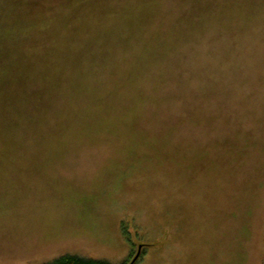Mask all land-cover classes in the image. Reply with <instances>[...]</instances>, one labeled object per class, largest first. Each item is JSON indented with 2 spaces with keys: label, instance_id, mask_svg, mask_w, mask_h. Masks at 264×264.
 Returning a JSON list of instances; mask_svg holds the SVG:
<instances>
[{
  "label": "rangeland",
  "instance_id": "rangeland-1",
  "mask_svg": "<svg viewBox=\"0 0 264 264\" xmlns=\"http://www.w3.org/2000/svg\"><path fill=\"white\" fill-rule=\"evenodd\" d=\"M27 27L0 46L40 78L0 103V264H264V0H0Z\"/></svg>",
  "mask_w": 264,
  "mask_h": 264
},
{
  "label": "trees",
  "instance_id": "trees-1",
  "mask_svg": "<svg viewBox=\"0 0 264 264\" xmlns=\"http://www.w3.org/2000/svg\"><path fill=\"white\" fill-rule=\"evenodd\" d=\"M83 18H84V14H81L79 12L72 17V21H74L73 39L75 38L76 43L80 42L78 40V38H80L79 32L82 31L81 28L84 31H87L86 34L89 31L86 27H81V25H80V21ZM70 20L71 19L68 18L67 15H63L62 17H59V21H62L64 23L63 29H65L69 26V24L71 22ZM31 23H35V24L31 25L30 27H32L34 29L33 32L36 33V36L41 38L39 40V42L36 43V47L34 48V50L37 52V54L38 53L39 54H45V56L49 57L48 55L52 49H53V54H54L56 51H58L62 48L61 46H59L57 44V40L58 41L62 40V38L60 37V34L58 32H56V30H52L49 27L45 26L44 22L41 21V19L32 20ZM55 32H56V34H55ZM17 33H21L19 39L21 38L24 43L25 42L34 43L35 40L32 41L31 39H34L36 37L33 38L29 34L28 27L26 29H23V30H16V29H11V28L5 29L4 28L3 31H0V46L1 45L3 46L5 43H7L6 45H9V43L11 41H14ZM2 34H4V35L2 36ZM3 37H8L10 42H8L9 40L2 39ZM48 40L50 42V45L47 44L45 49L41 50L42 49L41 44L44 41H48ZM33 45L29 46L30 49ZM59 47H61V48H59ZM75 48H76V45H75ZM4 56H5V54L0 55V103L1 102L3 103L4 101L6 102L7 100H9V101L13 100V91L9 93L6 91V88H9V87L13 88L14 85H19V86L24 85L23 84L24 81H26L28 83V81L33 80V82L36 85L40 82V78L36 72L35 65H34L35 59L37 57H32V56L27 57V54L25 52L24 64L18 65L13 70H11V68H4V66H5ZM38 57H41V56L38 55ZM47 57L43 58V56H42V60L44 59V61H46ZM46 65H47V62H44V69H45ZM12 66H13V64H11V67ZM10 71H12V72H10ZM45 72L46 73L41 74L44 82L47 81L48 77L50 76L49 70L45 69ZM9 75H12L11 77L14 78V79H11L10 82H9L10 79L8 78ZM44 78H46V79L44 80ZM46 264H110V263H108L106 261H96V260H91V259H85V258L76 256V255H64V256H61V257L57 258L56 260H54L50 263H46Z\"/></svg>",
  "mask_w": 264,
  "mask_h": 264
},
{
  "label": "water",
  "instance_id": "water-1",
  "mask_svg": "<svg viewBox=\"0 0 264 264\" xmlns=\"http://www.w3.org/2000/svg\"><path fill=\"white\" fill-rule=\"evenodd\" d=\"M135 259H136V258H134V260H135ZM134 260H133V262H134ZM133 262H132V263H133ZM132 263H131V264H132Z\"/></svg>",
  "mask_w": 264,
  "mask_h": 264
}]
</instances>
